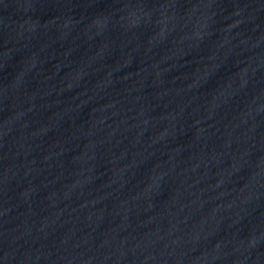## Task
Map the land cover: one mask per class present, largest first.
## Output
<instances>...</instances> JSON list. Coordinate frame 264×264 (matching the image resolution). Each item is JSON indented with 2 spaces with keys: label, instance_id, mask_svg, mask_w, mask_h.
<instances>
[{
  "label": "water",
  "instance_id": "95a60500",
  "mask_svg": "<svg viewBox=\"0 0 264 264\" xmlns=\"http://www.w3.org/2000/svg\"><path fill=\"white\" fill-rule=\"evenodd\" d=\"M0 264H264V0H0Z\"/></svg>",
  "mask_w": 264,
  "mask_h": 264
}]
</instances>
